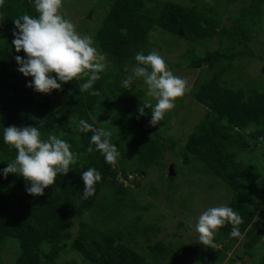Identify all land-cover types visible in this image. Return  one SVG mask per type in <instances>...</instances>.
Here are the masks:
<instances>
[{
    "label": "trees",
    "instance_id": "16d2710c",
    "mask_svg": "<svg viewBox=\"0 0 264 264\" xmlns=\"http://www.w3.org/2000/svg\"><path fill=\"white\" fill-rule=\"evenodd\" d=\"M220 2L98 0L85 12L80 7L81 21L76 30L83 27L85 32L89 29L86 22L93 21L95 11L101 9V21L95 24L90 37L110 67L100 74L90 90L80 91L79 85L87 81L83 77L64 83L51 94L38 93L26 86L32 78L20 73L15 61L16 55L25 54L15 52L11 43L14 20L24 14L37 16L33 0H5L0 6V169L17 154L3 141V127L8 126H37L42 139L55 135L68 142L81 162L70 165L67 174H58L55 183L40 196L26 192L27 182L23 177L11 173L6 178L0 175V249L16 248L10 264H55L54 258L68 251L76 252L85 264L163 263L148 262L132 249L141 245L137 237L147 240L150 235L156 236L160 226L149 223L144 224L142 231L137 228L135 217L130 214L136 206L130 198L137 195L118 181L120 177L126 180L128 174L146 175L153 166L161 170L165 152L177 151V143L163 137L150 124L151 108H145V115H139L137 109L146 101L144 92L133 81L124 86L131 68L137 64V52L147 55L154 51L153 46L160 47L163 42L151 38V32L156 29L188 43L189 68L211 73L198 86L199 93H204L201 99L204 114L188 135L180 154L183 163L198 166L202 173L215 179V184L223 182L230 189L233 196L227 206L240 215L242 223L238 226L241 233L238 238L229 237L231 224L222 226L214 236L215 248L204 246L206 256L214 264L252 261L253 249L264 233V181L254 177L237 157L251 144L264 142V90L243 88L236 83L233 86L226 77L233 68L234 58L248 53L243 42L250 37V26L258 25L264 0H244L241 18L231 28L221 23L219 9L230 0ZM214 38L218 48H207ZM200 42L205 50L196 54ZM56 93L63 99L58 109L51 104ZM124 112L125 118L115 116ZM102 114H108L107 122L119 127L125 144L117 146L118 152L121 162L131 157L132 173L120 166V161L117 166L106 163L94 144L93 151H88L92 132H80L77 123L83 119L94 127L104 128L97 121ZM126 145L135 155L126 154ZM87 167L96 168L102 178L95 185L94 194L84 199L80 173ZM167 178L175 179L168 173ZM103 189L110 191V197L101 199ZM65 222L77 223L74 236L61 230ZM179 226H183L182 222ZM150 241H154L152 248L158 249L162 261L171 255L160 239L155 237L149 244ZM233 251L238 258L228 255ZM0 264L4 263L0 260ZM256 264H264V254Z\"/></svg>",
    "mask_w": 264,
    "mask_h": 264
},
{
    "label": "rangeland",
    "instance_id": "374dc122",
    "mask_svg": "<svg viewBox=\"0 0 264 264\" xmlns=\"http://www.w3.org/2000/svg\"><path fill=\"white\" fill-rule=\"evenodd\" d=\"M63 1L60 13L65 18L70 19L76 28L80 26L79 22L81 21V17L78 15V12H81L79 8L82 7L83 12H85L86 8L94 6L98 0ZM202 1L204 0H195L198 4ZM219 1L225 2V0ZM245 1L250 2V0ZM243 2L244 0H230L227 6H220V17L223 25L231 28L230 25L236 19L241 18ZM261 8L262 13L258 19V25L250 26V37L243 42L248 48V53H245L242 57L234 58L232 62L233 68L228 73L229 76L226 77L233 86L237 84L243 88L260 87V89L264 90V5ZM100 10L97 9L95 11L93 21L86 22V25L89 26L86 32L83 27L78 29L81 35H93L92 29L95 28V24L98 25L101 21ZM151 38L163 41L159 44L160 47L153 46V50L165 59L169 64L168 67H171L170 69L175 75L187 81V87L184 95L176 98L175 107L165 114L164 119L161 121L162 123L154 125L155 130L163 137L172 138L177 143L176 153L170 150L165 152V165L161 170L153 166L146 175L128 174L126 180L122 177L118 178V181L123 182L131 189L132 193L137 195H133V197L130 195L132 197L130 199H133L131 201L136 205L135 209L130 210V214L134 215V224L137 223V228L142 231L144 224L149 223L160 226V231L156 236L150 235L147 240L143 237H137L136 240L141 245L136 248L132 247V249L143 256L148 262L159 260L160 263L163 262L162 264H214L209 262L204 251V245L198 241L195 224L199 215L207 208L220 205L227 206L232 199L233 193H230V189L223 182L215 184V179L211 176L209 177L206 173H202L198 169V166H192V163H183L180 154L188 135L194 131L204 114V103L201 100L204 99V93H199L198 86L202 84L204 79L210 78L211 73H204L200 69H191L187 66L190 60L187 57L186 51L188 43L182 38H178V36L172 34H163L159 29L151 32ZM198 44L195 50L196 54L205 50L202 47L203 42ZM218 46L216 38L207 44V48L209 49L218 48ZM237 48L239 46H236ZM250 53L252 54L249 55ZM105 63L106 70L110 67V63H107L106 60ZM133 67L130 70V75L132 74ZM133 82L136 84V87L144 92L145 99L154 105L156 100L146 95V85L142 78H135ZM199 94L200 96H198ZM51 104L57 109L61 107L63 104L62 96L58 93L54 94ZM115 116L117 118H125L126 113L124 112L121 115ZM108 117V114H102L97 121L101 122L102 127L111 132L110 139L113 143L117 146L120 143L125 144L122 140L119 127L108 123ZM126 148L127 155H135V153L133 154L134 150L132 153L128 151V145H126ZM237 159L246 165L254 177L256 176L257 179L259 178L261 181H264V142L257 145L251 144L250 148L243 151ZM121 160V152H119L115 165L117 166V163L120 161L119 165L126 167L132 173L134 165L131 157L126 158L124 162H121ZM77 163L80 164L81 162L77 161ZM171 164H173V177L175 179L167 178V172ZM136 182H139L140 185L136 186ZM101 193H103L101 199L110 197L108 196L109 190L103 189ZM180 222H182L183 226L178 227ZM77 226L75 222H65L61 230L68 231L74 236ZM155 237L160 239L161 243L165 244V247L167 246V250L171 254L164 261H162V257H158V249L154 250L152 248L154 241H150L152 245L148 243L149 240ZM15 250L16 248L11 246L0 249V260L4 264H10L14 260L13 252ZM263 254L264 233L253 249L254 257L249 264H256ZM228 255H231L233 258L239 257L234 251L228 252ZM250 256L252 257V252ZM54 262L55 264H85L74 251L60 252L54 258ZM227 264H241V262L237 260L227 261Z\"/></svg>",
    "mask_w": 264,
    "mask_h": 264
},
{
    "label": "clouds",
    "instance_id": "9594fccd",
    "mask_svg": "<svg viewBox=\"0 0 264 264\" xmlns=\"http://www.w3.org/2000/svg\"><path fill=\"white\" fill-rule=\"evenodd\" d=\"M4 3L5 0H0V6ZM33 4L37 16L24 14L15 19L11 42L15 52L25 54L23 57L16 55L15 61L18 71L32 78L26 86L38 93L51 94L74 78L87 77V81L79 85L80 91L92 89L106 68L104 54L94 46L90 36L81 35L71 20L61 15L63 0H33ZM135 60L137 64L125 79L124 86H129L135 78H142L146 95L154 98L156 103L152 105L146 100L137 111L143 116L145 108H151L150 124L156 125L175 107L176 98L184 95L187 81L175 75L165 59L154 51L147 55L137 52ZM77 127L80 132H92L89 152L93 151L94 144L106 163H116L119 152L110 139V131L94 127L83 119L78 121ZM3 141L17 154L0 169V175L6 178L11 173L23 177L27 182L26 192L33 196L43 195L44 189L55 183L58 174H67L70 165L77 163L68 142L55 135L42 139L37 126L3 127ZM80 175L84 184L81 195L87 199L94 194L102 174L96 168L87 167ZM241 223L236 211L220 205L209 207L199 215L195 231L201 244L215 248L214 236L222 226L231 224L229 237L238 238Z\"/></svg>",
    "mask_w": 264,
    "mask_h": 264
},
{
    "label": "water",
    "instance_id": "95a60500",
    "mask_svg": "<svg viewBox=\"0 0 264 264\" xmlns=\"http://www.w3.org/2000/svg\"><path fill=\"white\" fill-rule=\"evenodd\" d=\"M168 172H169V175H173L174 174L172 165H170Z\"/></svg>",
    "mask_w": 264,
    "mask_h": 264
}]
</instances>
